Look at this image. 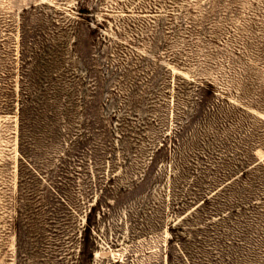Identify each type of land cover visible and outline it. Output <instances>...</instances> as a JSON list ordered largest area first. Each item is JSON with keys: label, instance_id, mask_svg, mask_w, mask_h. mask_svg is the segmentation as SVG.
<instances>
[{"label": "rangeland", "instance_id": "374dc122", "mask_svg": "<svg viewBox=\"0 0 264 264\" xmlns=\"http://www.w3.org/2000/svg\"><path fill=\"white\" fill-rule=\"evenodd\" d=\"M0 264H264V0H0Z\"/></svg>", "mask_w": 264, "mask_h": 264}, {"label": "trees", "instance_id": "16d2710c", "mask_svg": "<svg viewBox=\"0 0 264 264\" xmlns=\"http://www.w3.org/2000/svg\"><path fill=\"white\" fill-rule=\"evenodd\" d=\"M206 86L209 90H213V86L210 83L206 84Z\"/></svg>", "mask_w": 264, "mask_h": 264}]
</instances>
